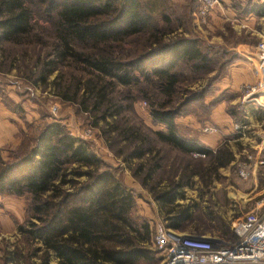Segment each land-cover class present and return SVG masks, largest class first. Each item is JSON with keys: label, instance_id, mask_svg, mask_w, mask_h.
Segmentation results:
<instances>
[{"label": "trees", "instance_id": "trees-1", "mask_svg": "<svg viewBox=\"0 0 264 264\" xmlns=\"http://www.w3.org/2000/svg\"><path fill=\"white\" fill-rule=\"evenodd\" d=\"M164 3L165 0H0V44L46 45L33 17L38 13L52 20L53 42L47 43L50 52L35 61V80H44L58 71L60 64L79 70L81 85L73 90L64 85L63 70L56 75L54 85L62 100L77 103L81 110L91 113L94 125L101 121L103 136L124 161H140L131 168L133 176L143 174L141 185L161 207H168L166 225L180 229L190 214L184 208L173 210L176 199L183 197L181 187L188 184V178L165 187L158 182L149 184L161 168L156 143L184 154L204 155L207 163L201 165L202 174H214L227 166L233 155L224 144L212 150L197 139L183 137L179 131L175 118L194 99L192 94L186 103H180L186 83L183 68L202 72L208 68L210 58L197 38L180 33L170 36L176 28H172L164 12ZM41 4H45L43 10L38 9ZM156 13L168 26L159 24ZM173 25L181 27L182 23ZM128 43L134 47L127 49ZM134 90L140 96L133 95ZM138 97L149 102L151 119L154 124L164 125L163 130H150L131 116L132 104ZM29 135L25 133L20 143L10 149L7 159L0 155V194L29 197L25 220L17 227L25 245L6 252L7 262L53 264L52 256L55 264L154 262L148 245L149 225L137 222L131 215L132 191L90 151L87 143L72 136L58 121ZM121 142L124 144L118 146ZM202 178L206 179L205 175Z\"/></svg>", "mask_w": 264, "mask_h": 264}, {"label": "rangeland", "instance_id": "rangeland-1", "mask_svg": "<svg viewBox=\"0 0 264 264\" xmlns=\"http://www.w3.org/2000/svg\"><path fill=\"white\" fill-rule=\"evenodd\" d=\"M259 3L260 8L252 0H246L243 4L235 5L239 8L234 17L227 15L223 18L216 9L220 4L219 1L216 10L214 9L215 16L212 12L213 16L210 15L204 22L198 23L195 18L198 0H169V2L165 0L164 12L169 15L171 23H182L181 27L172 24V28L176 30L170 36L180 33L197 38L210 58L208 68L202 72L183 68L186 88H183V94L179 96L180 103H186L192 94L194 99L189 101L184 106L183 113L175 118L179 131L185 138L199 140V137L205 136L203 134H211L203 131L205 125L215 126L216 131L212 133H217V145L210 149L216 150L218 146L224 144L233 155L229 164L220 167L214 174H202L201 165L207 163L204 155L184 154L164 143H156L160 148L161 168L156 171L155 177L149 181V184L158 182L160 187H165L171 182L183 183L188 178V184L181 187L183 197L176 199L173 210L176 212L184 208L190 214L189 220L184 222L180 229H172L166 225L164 217L167 216L165 211L168 207H161L148 189L141 185L140 178L143 174L139 177L133 176L131 168H135V164L140 161L136 159L124 161L103 136L101 121L99 125H94L91 113L81 110L77 103L62 100L54 85L56 75L63 70L61 72L63 83L73 90L76 85H81L79 70L74 69L73 65L66 67L65 64H60L58 71L47 75L44 80H35L38 69L35 61L39 56L42 57L50 52L47 43L53 42L52 20L39 17L38 13L33 17V24L36 30L41 32L44 38L42 41L47 42L46 45L42 43L17 45L9 42L0 44V99L23 122L24 129L17 132L19 143L25 133L31 135L32 131L56 121L63 124L72 136L86 142L90 151L109 166L123 185L132 191L134 195L132 217L137 222L143 221L149 225L151 232L148 245L154 262L143 264H161V256L153 246V235L158 223L161 222L178 232L229 239L233 237L232 225L235 219L259 206L264 198V112L260 109L255 110L254 113L251 112L252 119L249 122H240L244 116L242 99L245 93L244 85L247 83L244 81L238 85L226 83L227 79L233 78V75L230 76L231 68L246 63L247 59L244 57L246 59L244 60L242 54L247 55L248 51L249 56L251 53L246 45L260 48L264 44L261 35L264 33V2L259 0ZM44 7L45 4H41L38 9L43 10ZM189 7L191 12L188 11ZM250 9L255 10L252 21L247 13ZM155 17L161 26H168L163 22L161 15L156 13ZM125 47L131 49L134 45L128 43ZM251 59L257 66L258 61L254 57ZM135 94L140 96L136 90L133 95ZM197 94L200 96L202 94V97L196 98ZM148 103L145 98L138 97L132 104L134 115L131 116L150 130H163L164 125L153 123ZM220 106L224 107L222 116H225V119V113L232 117L233 123L230 125L225 119H221L222 122L215 121ZM246 106L245 104L244 107ZM184 117L188 118V123L185 121L178 123V120ZM190 124L193 126L200 124V130L193 129ZM236 124L245 127L234 129ZM123 144L121 142L118 146ZM16 146H0L1 157L7 159L10 149ZM242 168L248 171L245 178L239 174ZM202 175H205L206 179H203ZM206 183L207 186L204 185ZM28 201L27 195L0 194V264H14L7 262L6 252H14L16 248L25 245L17 227L25 220ZM32 261H37V258H32ZM51 263L55 264L53 256Z\"/></svg>", "mask_w": 264, "mask_h": 264}, {"label": "built area", "instance_id": "built-area-1", "mask_svg": "<svg viewBox=\"0 0 264 264\" xmlns=\"http://www.w3.org/2000/svg\"><path fill=\"white\" fill-rule=\"evenodd\" d=\"M218 4L219 0H198L195 12L197 22H204ZM259 52L260 58L255 68L260 74H257L253 83L244 85L243 107L253 104L264 109V44ZM242 127L245 126L234 125L237 130ZM203 131L212 133L216 127L205 125ZM239 174L245 178L248 171L242 168ZM263 200L259 206L235 219L233 237L229 239L178 232L158 223L153 235V246L161 256V264H264Z\"/></svg>", "mask_w": 264, "mask_h": 264}, {"label": "crops", "instance_id": "crops-1", "mask_svg": "<svg viewBox=\"0 0 264 264\" xmlns=\"http://www.w3.org/2000/svg\"><path fill=\"white\" fill-rule=\"evenodd\" d=\"M219 1H220V4L216 7V9H218L221 13V16L223 18H225L227 15L234 17L235 12L237 11V8H239L238 6H235V5L243 4V3H245L246 0H219ZM252 1L257 4V7H259V8L261 7V4H260L261 2L259 3V0H252ZM215 10L212 13V14H214V16H215ZM254 11L255 10L250 9L247 12L248 16H250V21H252V19H254V14H255ZM247 18H249V17H247ZM261 35L264 38V33ZM246 47L250 48L251 53L248 56V51H247V53H246L247 55H244V54H242V55H243V58L245 57L248 61L244 58V60H246L245 64L231 68L230 76L233 75V78L230 80L227 79V82H226L227 84L231 83L232 85H238L241 81H244L245 83H253L256 79V76H258L257 74H260V71H258L255 68L256 65H254V63L251 59L254 57L257 61L259 60V58H260L259 47L256 48L255 45L254 46L246 45ZM223 109H224V107H222V106H220L217 109V113H216L217 118L215 120L216 122L221 121V119H225V116H222ZM258 109H260L262 112H264L263 108H259L253 104H248L246 107H243V109H242V112L244 113L243 121L245 123L249 122L252 119L251 112L254 113L255 110H258ZM225 115H226L225 121L229 122V125H230V123H233L232 117L227 115V113H225ZM184 121H185V123H188V118L184 117L181 120H178V123H181V122L183 123ZM22 123L23 122L16 115H14L12 110L9 109L8 107H6L0 99V146H3V147H7V146L12 147L13 146L14 147L19 143L17 132L24 129V125ZM176 123H177V121H176ZM189 126H193V124H190ZM193 129L200 130V124H196L195 126H193ZM216 134L217 133L203 134L205 136L199 137L198 141L200 143H203L204 146H206L208 148H212L215 145H217Z\"/></svg>", "mask_w": 264, "mask_h": 264}]
</instances>
